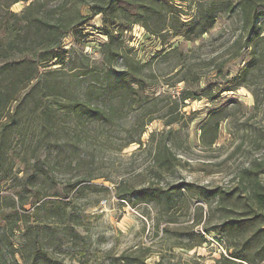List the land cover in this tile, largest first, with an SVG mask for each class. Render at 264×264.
Wrapping results in <instances>:
<instances>
[{
    "label": "rangeland",
    "instance_id": "1",
    "mask_svg": "<svg viewBox=\"0 0 264 264\" xmlns=\"http://www.w3.org/2000/svg\"><path fill=\"white\" fill-rule=\"evenodd\" d=\"M168 1L178 11L174 21L157 6V12L140 17L117 44L125 46L142 73L135 96L119 94L114 99L116 120L81 122L74 116L61 120L59 135L68 150L56 164L57 192L34 208L27 207L31 228L21 226V231L12 233L0 221V264H117L113 259L126 252L144 264H214L221 253L226 254L213 234L206 235L204 223H196L202 216L205 221L210 210L197 194L202 188L233 186L242 168L263 157L264 64L252 72L249 84L219 93L244 75L248 35L237 9L244 0ZM258 2L263 10L264 0ZM24 7L19 3L12 10L20 13ZM89 7L82 11L90 17ZM174 22L196 27L204 22L208 32L199 37L198 30L192 31L190 39L176 36ZM262 27L264 37V17ZM102 29L103 17L92 18L82 43L65 40L66 66L52 68L57 71L54 78L69 88L71 99H87L84 95L90 87L95 91L90 96L93 104L109 103L103 96L107 66L101 49L107 39ZM263 48L261 42L259 49ZM122 63L112 71L127 72ZM88 72L92 73L84 76ZM254 92L262 100L259 107ZM185 95L194 99L183 102ZM214 112L221 117L218 124L210 123ZM173 118L177 122L167 124ZM142 124H146L143 144H130ZM30 125L40 127L34 116ZM160 142L176 156L173 169L164 174H159L155 162L154 148ZM26 148L21 140L14 145L17 161ZM28 154L33 157L30 150ZM45 157L43 152L40 159ZM89 179L95 188L79 197L74 190L67 198L68 183L84 181V186ZM184 184L196 191L179 192L177 188ZM149 186L161 193L175 189V200L168 204L138 199V191ZM0 196L5 199L4 213H15L8 197L16 196L9 186L0 189ZM24 196L29 199L28 193ZM49 200L66 204L65 216L57 225L44 220L47 210L35 214V208ZM216 223L213 220L209 228ZM198 234L205 235V244L198 246Z\"/></svg>",
    "mask_w": 264,
    "mask_h": 264
},
{
    "label": "trees",
    "instance_id": "2",
    "mask_svg": "<svg viewBox=\"0 0 264 264\" xmlns=\"http://www.w3.org/2000/svg\"><path fill=\"white\" fill-rule=\"evenodd\" d=\"M19 3H24L25 7L16 13L12 8ZM90 5L92 15L89 17L83 14L82 8ZM157 6L163 7L172 21L178 15L176 7L168 0H0V189L9 186L16 196L8 197L11 202L9 206L15 211L10 214L4 213L2 204L5 199L0 196V221H4L10 232L21 231V226L31 228L27 207L34 208L41 200L53 197V192H57L56 164L68 150V144L59 135L63 117L74 116L81 122L116 120L117 105L114 99L119 94L132 97L138 93L136 88L142 68L126 53L125 46L117 44L124 33L139 22L140 17L157 12ZM260 7L258 0H244L238 4L237 9L243 19L242 29L248 35L244 46L248 59L244 75L236 79L235 86L221 89L219 93L235 91L239 86L249 84L252 72L264 64V48L259 49V44L264 42V9ZM213 11L207 17L209 23L213 20ZM99 15L103 17L102 32L107 39L101 54L107 66L103 96L109 99L108 104H93L90 96L95 95V91L90 87L84 95L87 99H71L68 97L69 88L54 78L57 71L52 69L57 65L66 66L68 50L65 49V40L72 38L82 43L86 36L85 27ZM173 25L176 36L189 39L192 31L198 30L199 37L208 32L204 22H200L197 27L190 23L176 26L174 22ZM120 61L127 72L116 74L112 68ZM254 98L256 107H259L262 100L255 92ZM190 99L194 97H182L183 102ZM47 100L55 103L47 105ZM31 116L37 118L39 128L31 127ZM210 119V123H216L221 117L214 112ZM176 122L173 118L167 124ZM145 125H141L137 138H133L130 144H143L141 138L145 133ZM217 139L216 134L211 143H216ZM20 140L28 148L22 158L19 155L17 161L13 156L14 145ZM29 150L33 157L28 154ZM43 152H46V157L41 160ZM154 152L159 174L173 169L176 156L166 143L156 144ZM21 174L23 177L20 178ZM263 176L264 155L242 168L233 186L199 189L197 195L208 204L210 210L205 221L202 216L196 223H204L206 235L213 234L224 245L226 253H221L214 264H264ZM92 180H85L87 184L84 186V181L68 183L70 189L67 190V198L70 199L74 190L79 197L87 189L95 188L88 184ZM177 189L179 192L184 190L187 195L196 191L193 185L187 184ZM174 190L161 193L149 186L136 195L143 202L166 200L170 204L175 200ZM25 192L29 199H25ZM65 206L64 203L49 200L36 207L35 214L37 216L40 210H47L44 220L57 225L65 216ZM19 209L23 211L22 214ZM213 220L217 223L209 228ZM198 235V246L205 244V235ZM133 255L126 252L113 260L117 264H144V261Z\"/></svg>",
    "mask_w": 264,
    "mask_h": 264
}]
</instances>
